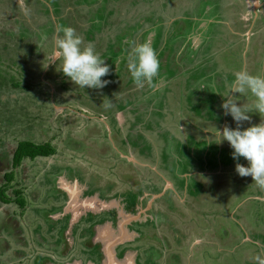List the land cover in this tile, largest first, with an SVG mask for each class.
Here are the masks:
<instances>
[{"label":"rangeland","instance_id":"obj_1","mask_svg":"<svg viewBox=\"0 0 264 264\" xmlns=\"http://www.w3.org/2000/svg\"><path fill=\"white\" fill-rule=\"evenodd\" d=\"M103 1L107 6H100ZM257 1L25 0L31 9L25 17L16 0H0V186L8 185L6 193L13 198L20 191L26 199L24 209L15 201L9 207L0 200V212L5 211L0 224L12 223L15 231V237L5 230L0 233V239L8 242L0 244V251L9 248L8 255L10 250L22 255L36 248L39 253L41 240L52 244L45 237L48 220L57 229L56 225L69 227L68 214L57 221L48 215L61 211L60 197L53 196L58 191L52 173H62L67 178L61 177L63 187L70 189L77 180L81 189L86 187L88 198L117 202L127 214L136 213L147 192H165L155 203L159 220L146 222L159 232L154 241L161 250L159 260L167 262L163 264H258L257 257L264 259V187L236 172L229 142L218 143L211 132L222 131L225 125L236 127L219 107L233 73L242 67L253 73L264 71V0L260 6ZM82 2L96 3L80 6ZM178 13L202 17L179 19L172 27L177 31L169 32L164 23ZM212 16L220 22L211 21ZM153 21L160 27L144 39L157 33L159 47L166 41L164 46L173 48L169 55L174 57L177 47L178 53L182 51L180 42L189 39V30L201 31L204 40L209 36V44L205 40L196 50L188 46L183 55L194 67L188 71L173 67L171 57V65L161 68L152 85L139 87L127 71V61L116 65L112 74L121 58L117 57L109 62L110 73L102 78L109 83L103 89L79 88L58 70L62 60L43 68L54 51L52 37L62 34L60 27H74L85 44L105 54L106 63L114 59L107 42L118 45L116 34ZM183 26L189 29L182 30ZM145 29L146 25L140 27V33ZM114 36L115 41L108 40ZM109 102L112 106L106 108ZM251 115L244 127L262 119L258 113ZM25 140L50 143L56 152L27 157L18 167L12 166L14 150ZM239 162L248 164L244 158ZM9 172L14 173L10 182L5 176ZM168 181L175 186L168 187ZM116 219L107 211L98 218L114 222L118 230ZM144 225L139 221L135 227ZM44 226L40 240L34 231ZM73 231L82 238L94 234L87 225L79 229L75 225ZM150 250L145 259L138 258L141 264L158 263L157 249ZM17 256L12 257L15 264H22Z\"/></svg>","mask_w":264,"mask_h":264},{"label":"flooded vegetation","instance_id":"obj_2","mask_svg":"<svg viewBox=\"0 0 264 264\" xmlns=\"http://www.w3.org/2000/svg\"><path fill=\"white\" fill-rule=\"evenodd\" d=\"M261 1V0H260ZM97 2V1H96ZM96 2H92V3H80V6H87V5H93ZM264 4V2H262ZM100 4V3H99ZM166 5V4H165ZM100 6H107V4L103 1L102 4H100ZM264 6V5H263ZM99 7V8H101ZM43 12V11H42ZM173 14V13H172ZM182 13H178V16L175 18H171V21L168 23V19L167 22L164 24H167V29H169L170 31H177V30H172V27L175 26V23H177V21L179 19L181 20H192V18L197 19L202 17L201 15L197 14H184L183 16H179ZM258 16H262L259 14H256V17ZM255 17V18H256ZM211 21H216V22H220L217 21V18L215 19L214 16H212ZM174 19V20H173ZM144 25L147 26V29H145L143 32L140 33V27H143ZM159 23L157 21H153L150 23H139V24H135V26H131L129 29L124 30L123 32H120L119 34H116L115 36L117 37H122V41L118 43V45H116L113 42H110L107 44H110V50H109V54H112L115 51H117V49L122 48V52L118 54V57H121L120 60L118 61V65L122 66L123 63H125L127 61V47L128 46V42L129 41H137V42H143L149 33L152 34L153 31H157L159 28ZM231 27V25H230ZM188 26H183L182 30H188ZM190 32L187 34L189 36L186 37V41L185 39L183 40V42H180L182 45V51L181 53H178V47H177V55L174 57V55L172 56L169 55V53L172 52L173 48L171 49L170 46L167 49L165 45V43L162 45L161 43V47H159V44L157 43V33L155 35V37L151 38L152 41V45L153 47L156 49L157 51V55L158 58L160 60V64H161V68H163L164 71V66H169L170 64V59L171 57H173V61H172V65L173 67H175L176 65H180L182 67H184L187 71L189 67H194L195 65L193 64V61H189L192 63L191 66H189V62L185 61L184 59H187V57H183V55H185L186 50L189 49H195V46L193 44H195L194 40L192 38H194L195 36L199 35V32H192L191 30H189ZM202 33V32H201ZM137 34L138 35V39H134V35ZM163 34V33H162ZM124 35V36H123ZM191 35V36H190ZM115 36L112 37L113 39H111L110 37H108V40L111 41H115ZM203 38L205 37L202 33ZM209 38V36H206L205 40H207ZM128 40V41H127ZM204 40V41H205ZM208 41V40H207ZM210 41V39H209ZM209 41L207 42L209 44ZM204 43V42H203ZM121 44V46H119ZM180 46V47H181ZM188 46L190 47L189 49ZM211 46V43H210ZM130 47V46H129ZM167 50V51H166ZM174 51V50H173ZM107 52V51H105ZM118 52V51H117ZM123 56V57H122ZM111 57V55H110ZM183 57V58H182ZM101 58L105 59V54L101 56ZM188 60V59H187ZM110 62V58L106 61V63L109 65ZM175 63V64H174ZM195 63H200V59L197 58V61H195ZM117 64H114V69L113 72L115 70H117ZM179 66V67H180ZM184 69V71H186ZM134 82V81H133ZM16 150V149H15ZM14 150V153H15ZM14 157V154H13ZM13 163V160H12ZM13 166V164H12ZM59 172V171H58ZM10 173V172H9ZM7 174V173H6ZM5 174V175H6ZM54 175L53 178V183L54 185V189H57L58 192L54 191V197L55 198H59L57 199V205L62 207L61 211H56L57 212L55 214V216L51 215L50 213H48V215L50 217H52V220H58L59 217H64L65 215L68 214V220H69V227L67 228V226L65 227H60L58 226L59 229L55 228L54 224L51 223L48 219V223H49V230L47 231V233L45 234V237H49L52 241V244L50 246H47L44 244V242H42L41 239H44V235L42 236V233L45 231L46 226L41 227L39 230L35 229V234L36 236H38L41 240V249H39V253H36V248H32L30 253H23L22 255H19L18 251L15 250H10V254L8 255L5 251H8L9 248H3L5 251L1 250L0 251V264H15V261L17 260L16 258H12L14 257L15 253H17V257H19L22 261V264H105L106 262V251H107V247L109 245V243L111 242H115L114 244V251L116 253V257L118 258V260H120L122 263H126V259L128 258H134V263L135 264H141L139 262V259H145L146 257V253L150 252L151 248L152 250L155 252V249H157L158 251V263L155 264H163V262L165 263L166 261H160V257H161V250L159 251L158 248L156 247L157 245L155 244V238L159 237V232L154 231L153 228H151L149 225H147V221H150L152 219L154 220H159L158 216H155V211L156 207L159 205H156V200H159V198H155L153 201H151L155 195L157 194H161V189L159 191H155V192H147L145 197L146 199H143V205H137V211L135 214H127L125 213L121 207H119V204H117V202L112 205V202H109L107 200L101 199L97 196H95L94 198H88L90 195H84V191L86 189V187H83L81 189V193H79V197H80V202H84L86 200H88L89 203H101V202H105V206H103L104 204H98L99 209H95L93 206L89 205L90 208H86L82 209L80 208L81 205L76 206L74 209L75 211L72 210H66L69 206H70V202H72V197L68 191L67 188L62 186V181H61V177L67 179L65 176L62 175V173H52V176ZM64 181V180H63ZM77 182V180H76ZM76 182H74L76 184ZM75 184L73 186H75ZM79 184V182H78ZM7 186V185H6ZM80 188V186H79ZM76 190V188L74 189ZM74 190L72 189V191L74 192ZM179 193H181L179 190H177ZM177 192V195H180ZM18 193L19 196L23 197V202L26 205V199L23 196L22 192L20 191H16V198L18 197ZM165 192H163L164 195ZM143 194V193H142ZM142 194H140V196H142ZM149 194V195H147ZM162 195V196H163ZM13 198V197H12ZM161 198V197H160ZM14 199V198H13ZM1 200V199H0ZM1 202H3V204L6 205H11L12 202H4L1 200ZM16 202V201H15ZM17 203V202H16ZM18 204V203H17ZM22 207V206H21ZM26 206L23 207V209ZM115 209H117L116 213H111L112 211H115ZM105 211L110 212V214H115L117 219L115 220V222L119 225V229L116 230L115 226H114V222L110 221V220H103L102 222H99L100 220H98V218L101 216L103 217V213ZM54 212V213H55ZM138 212V213H137ZM21 214H24L23 212H21ZM5 215V211L4 212H0V217ZM132 216L138 217L136 219H132ZM141 218V219H140ZM149 218V220H148ZM44 219V218H43ZM142 220V221H141ZM139 221L142 223H145L144 227H141V229H137L135 227V225L139 224ZM25 222V221H24ZM77 227V229H79L81 226H89L90 229H92L94 231V234L87 238V237H79L76 232L73 231V226ZM130 226V227H129ZM14 226L12 225V223H7L6 224H0V233H3V231L5 230L6 233H9L10 235H12L13 237H15V231L13 230ZM36 228V227H35ZM157 228V227H155ZM143 229H148L147 233H143ZM142 230V232H141ZM4 232V233H5ZM56 236V238H54ZM24 239L21 238V242ZM155 240V241H154ZM153 241V242H152ZM7 243V241L5 240H1L0 239V244L1 243ZM94 245L95 247L90 250L88 249L90 246ZM96 245L98 247H96ZM131 246V247H129ZM1 248V247H0ZM2 249V248H1ZM96 249V250H95ZM128 249H132L133 253L128 252ZM5 252V255L2 253ZM44 251V252H43ZM124 258H122V257ZM132 258V259H133ZM139 258V259H138ZM24 259V260H22ZM95 259H99L98 262H96ZM167 263V262H166ZM21 264V263H20Z\"/></svg>","mask_w":264,"mask_h":264},{"label":"clouds","instance_id":"obj_3","mask_svg":"<svg viewBox=\"0 0 264 264\" xmlns=\"http://www.w3.org/2000/svg\"><path fill=\"white\" fill-rule=\"evenodd\" d=\"M16 3L25 17L31 15L25 0H16ZM58 33L62 34L52 37L54 51L48 62H43V68L47 69L50 63L62 60L58 70L79 88L103 89L109 81L102 78L109 75L110 67L95 45L85 44L83 36L72 26L60 27ZM48 39V36L43 37L44 41ZM128 44V73L137 86L152 85L154 78L160 74L161 64L151 39L143 42L133 40ZM223 96L226 99L219 107L225 116L232 117L236 127L225 125L222 131L215 128L211 132L218 138V143L229 142L233 149L232 156L237 161L236 172L241 177L251 176L254 182L264 187V71L253 73L246 67L235 71L233 78L226 82ZM242 97L247 98L245 102H240ZM104 106L110 108L112 105L109 102ZM253 113H258L261 121L244 127L245 122H251ZM241 158L247 160V166L239 162ZM256 259L258 264H264V259Z\"/></svg>","mask_w":264,"mask_h":264},{"label":"trees","instance_id":"obj_4","mask_svg":"<svg viewBox=\"0 0 264 264\" xmlns=\"http://www.w3.org/2000/svg\"><path fill=\"white\" fill-rule=\"evenodd\" d=\"M119 39L121 42L122 37H120ZM121 50L122 48L117 49L118 52L114 50V52L111 54V57L114 56V59L113 60L110 59L111 62L116 61L118 54L122 52ZM113 73L114 72L112 70V74ZM55 152H56L55 147H53L50 143L37 144L29 140L21 141L16 147L14 157H13V165L15 167H18L22 163V161L27 157L34 159L38 156H51V155H54ZM5 176L8 182L14 179L13 172L7 173ZM7 187L8 185L6 186V184L0 186V199L7 203L16 201L20 206L24 207L25 203L23 202V197L19 196V193H18V197L13 199L11 195L6 193Z\"/></svg>","mask_w":264,"mask_h":264},{"label":"water","instance_id":"obj_5","mask_svg":"<svg viewBox=\"0 0 264 264\" xmlns=\"http://www.w3.org/2000/svg\"><path fill=\"white\" fill-rule=\"evenodd\" d=\"M168 186L172 187V184L170 182H168ZM67 189L68 190L71 189L70 190V194L72 196V201L73 202H71L70 206L66 210H71V208H72V210H74V208L76 206H78V205H84V206H87V207H89V205H91L95 209H99L100 205H98V204H104L103 206H105V202L93 204V203H89L88 200L84 201V203H79L76 200L77 199V195H78V191L76 192L74 190L75 188H73V187L70 188V189L67 187ZM72 189L74 190V192L72 191ZM162 195H163V193L155 195L154 198L151 201H153L155 198H160ZM136 218H138V217L132 216L133 220L136 219ZM114 244H115V242H111V243H109V245L107 247V251H106V255H105L106 256V261H105L106 263L105 264H125V263H122L120 260H118V258L116 257V253H115L114 248H113ZM132 258L130 257V258L126 259V263L127 264H135L134 261H133L134 258L133 259Z\"/></svg>","mask_w":264,"mask_h":264},{"label":"crops","instance_id":"obj_6","mask_svg":"<svg viewBox=\"0 0 264 264\" xmlns=\"http://www.w3.org/2000/svg\"><path fill=\"white\" fill-rule=\"evenodd\" d=\"M260 0L259 1H257V2H255V5L256 6H260L261 4H260ZM248 5V4H247ZM264 4L262 3V5L261 6H263ZM249 6V5H248ZM256 13H257V10L255 11ZM234 27H236V26H234ZM193 40H194V42H195V44H197V46H196V49H198L201 45H202V43L204 42V38H203V36L202 35H200V36H195L194 38H193ZM125 157V156H124ZM128 157H130V156H128ZM134 162H136L135 160H134ZM168 182H170L171 184H172V187L173 186H175L174 185V183L173 182H171V181H168ZM73 187V186H72ZM75 187L77 188L76 190L78 191V195H77V198H79V193H81V188H79V184H78V181L76 182V184H75ZM169 187V186H168ZM167 187V188H168ZM75 190V191H76ZM69 191V193H70V190H68ZM179 193V192H178ZM180 195H179V199H181V193H179ZM71 195V194H70ZM72 197V196H71ZM78 201H79V199H77ZM73 202V201H72ZM79 203H84V202H79ZM70 204H71V202H70ZM89 208V207H87V206H84V205H81V209H82V212H83V209H86V208ZM73 211H75V209L73 210Z\"/></svg>","mask_w":264,"mask_h":264}]
</instances>
